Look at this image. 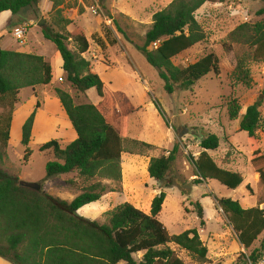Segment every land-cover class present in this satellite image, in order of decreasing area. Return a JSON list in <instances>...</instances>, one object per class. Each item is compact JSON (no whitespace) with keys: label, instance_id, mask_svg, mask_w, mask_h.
Wrapping results in <instances>:
<instances>
[{"label":"rangeland","instance_id":"1","mask_svg":"<svg viewBox=\"0 0 264 264\" xmlns=\"http://www.w3.org/2000/svg\"><path fill=\"white\" fill-rule=\"evenodd\" d=\"M53 1L38 0L36 5L21 10L17 15L6 14L0 19V48L35 53L49 63L53 74L48 86L36 87L34 91L29 88L20 91L12 115L14 122L10 141L5 157L0 161V170L18 181L43 185L50 196L70 202L79 194L77 186L82 185L76 173L44 182L46 163L53 156L38 151L42 144L50 140H57L64 148L75 139L54 91L60 89L68 93L75 104L96 105L99 98L94 89L79 94L71 88L63 76L58 52L51 42L42 37L41 30L57 20L52 10ZM173 1L76 0L73 8L65 4L60 7V17L70 22L65 27L66 33H81L89 43L83 57L89 61L91 72L110 91L126 95L135 108L126 122V139L152 147L140 155L122 154L121 192H109L108 188L112 185L104 181L107 190L100 200L82 208L78 215L104 224L107 214L124 203L148 214L153 198L163 192L165 200L157 219L170 235L196 229L207 248L204 264H244L243 258L250 250H245L240 244L238 234L216 200L237 201L243 209L254 208L260 203L259 209L264 206V186L256 173L257 170L264 172V162L256 166L250 164L247 134L239 131V121H230L227 116V103L232 99L241 108L240 116L248 106L261 101V124L257 137L264 153V63L248 64L247 79L241 82L234 75L237 48L226 52L223 44L227 42V35L240 23L264 21V12L259 14L264 11V3L256 0H216L202 5L194 16L206 38L180 54L173 64L184 67L212 53L218 59L219 74L210 73L191 89L169 95L163 90L157 70L147 64L136 47L141 45L149 30L153 15ZM73 2L69 0L66 3ZM92 7H97L96 14L90 11ZM41 20L43 23L39 25ZM16 28L26 30L23 40L17 41L13 36ZM68 48L75 50L72 43ZM2 112L0 107V115ZM33 112L35 117L28 144L31 156L25 161V147L20 143L21 124ZM209 134L219 139L218 149L209 151L211 158L219 166L242 177V184L234 190L215 180L198 184L194 161L201 152L199 142ZM175 146L177 153L166 181L160 183L150 179L147 174L150 159L167 156ZM168 181L172 184L165 188ZM195 203H199L203 210V226L199 225ZM255 246L256 243L252 248ZM169 247L185 264H198L196 258L187 252L172 244ZM141 256L138 254L133 258L139 261Z\"/></svg>","mask_w":264,"mask_h":264},{"label":"trees","instance_id":"2","mask_svg":"<svg viewBox=\"0 0 264 264\" xmlns=\"http://www.w3.org/2000/svg\"><path fill=\"white\" fill-rule=\"evenodd\" d=\"M67 1L52 2L57 20L52 26L43 28L41 34L58 52L65 81L79 94L94 89L99 102L96 105L75 104L68 93L55 89V96L75 133V139L64 148L57 140H50L38 151L53 156L46 163L44 182L76 173L82 185H75L79 194L67 202L50 196L43 185L38 184L37 190L19 186L16 178L0 170V258L9 264H185L169 247L172 244L196 258L198 264L206 263L207 248L196 229L170 235L158 221L165 200L163 192L153 198L148 214L124 203L107 214L104 224L78 215L82 208L100 200L107 190L104 181L112 185L109 192H121L122 154L140 155L152 147L126 139V122L135 108L126 95L110 91L91 72L89 61L83 57L89 49L86 37L81 33H66L65 27L70 22L60 17V7L65 4L73 8L77 3L72 0V4H67ZM215 1L174 0L153 15L149 30L136 48L144 55L147 64L157 70L165 93L187 91L208 74H219L218 59L212 53L184 67L173 64L180 54L205 40V33L194 14L205 3ZM256 1L264 3V0ZM37 3L38 0H0V14L10 12L15 16ZM263 12L261 10L259 14ZM69 43L75 50L68 48ZM223 48L226 52L237 48L234 75L245 82L247 65L264 63V21L240 23L227 35ZM52 78V68L43 57L0 48V107L3 108L0 115V161L4 159L10 141L12 115L20 91L48 86ZM260 107L261 101H256L240 116L238 102L232 99L227 103L229 120L239 121V131L247 134L252 166L264 162L257 137L261 124ZM34 117L35 112L29 115L21 128L20 143L25 147V161L31 156L28 144ZM218 147L219 139L212 134L199 142L201 152L194 161L198 184L215 180L234 190L242 184L240 174L220 168L207 153ZM176 153L175 146L167 156L151 158L147 167L148 177L156 182H165ZM256 173L264 186V172L257 170ZM171 184L166 182L165 188ZM216 202L228 216L240 244L245 250H250L243 263L246 259L257 261L264 244V211L259 209L262 203L243 209L237 201L230 199H218ZM194 206L199 225L203 226V210L199 203ZM254 243L256 246L252 248ZM138 254L142 256L136 261L133 256Z\"/></svg>","mask_w":264,"mask_h":264},{"label":"built area","instance_id":"3","mask_svg":"<svg viewBox=\"0 0 264 264\" xmlns=\"http://www.w3.org/2000/svg\"><path fill=\"white\" fill-rule=\"evenodd\" d=\"M90 11L93 13V14H96L97 13V7H92L90 9ZM26 34V30L23 29V28H16L13 30V36L15 37V39L18 41V40H23L24 36ZM262 211H264V206L261 207ZM262 218H263V221H264V212H263V215H262ZM246 264H264V244H263V251H262V254L261 256L258 258L257 261L255 262H252L250 261L249 259H246Z\"/></svg>","mask_w":264,"mask_h":264},{"label":"crops","instance_id":"4","mask_svg":"<svg viewBox=\"0 0 264 264\" xmlns=\"http://www.w3.org/2000/svg\"><path fill=\"white\" fill-rule=\"evenodd\" d=\"M6 14H10V12H4V13H2V14H0V19L2 18V16H4V15H6ZM10 16H12V15H10ZM1 37H0V45H1ZM18 52H24V51H18ZM29 53H31V52H29ZM59 55V54H58ZM33 91V90H32ZM17 105V104H16ZM13 122H14V117H13V119H12V124H11V127L13 126ZM24 124V123H23ZM23 124H21V127H22V125ZM208 153V155L210 156V153H209V151L207 152ZM211 157V156H210ZM214 161V160H213ZM215 162V161H214ZM216 163V162H215ZM217 164V163H216ZM218 165V164H217ZM219 166V165H218ZM220 168H222V169H224V170H226V171H229V172H232V173H237V172H235V171H233V170H228V169H226V168H224V167H222V166H219ZM0 264H9V263H7L6 261H3L2 259H0Z\"/></svg>","mask_w":264,"mask_h":264},{"label":"water","instance_id":"5","mask_svg":"<svg viewBox=\"0 0 264 264\" xmlns=\"http://www.w3.org/2000/svg\"><path fill=\"white\" fill-rule=\"evenodd\" d=\"M43 21L41 20L39 25H42ZM19 186H23L29 189H33V190H37L39 189V185L38 184H33V183H26L23 181H19Z\"/></svg>","mask_w":264,"mask_h":264}]
</instances>
